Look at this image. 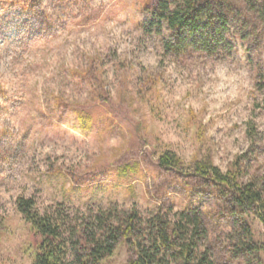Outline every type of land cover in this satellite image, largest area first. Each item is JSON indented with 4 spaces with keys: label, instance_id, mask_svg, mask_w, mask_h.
<instances>
[{
    "label": "rangeland",
    "instance_id": "1",
    "mask_svg": "<svg viewBox=\"0 0 264 264\" xmlns=\"http://www.w3.org/2000/svg\"><path fill=\"white\" fill-rule=\"evenodd\" d=\"M150 0H0V264H30L32 232L17 196L43 211L117 204L146 215L193 204L216 264H264V224L246 222L259 251L234 257L229 220L207 189L157 165L239 162L264 175V30H231L220 57L166 53L146 32ZM234 29V28H233ZM253 126L254 136L248 133ZM120 242L101 264H125Z\"/></svg>",
    "mask_w": 264,
    "mask_h": 264
},
{
    "label": "trees",
    "instance_id": "2",
    "mask_svg": "<svg viewBox=\"0 0 264 264\" xmlns=\"http://www.w3.org/2000/svg\"><path fill=\"white\" fill-rule=\"evenodd\" d=\"M145 10L150 15L146 32L165 27L169 36L163 48L174 55L220 57L232 47L231 30L243 39L264 30V0H150ZM248 130L253 137L251 124ZM157 165L199 182L221 204L218 214L229 220L234 257L257 254L246 217L253 214L264 224V175L250 174L236 161L225 170L209 159H192L185 166L170 151L157 157ZM15 206L32 232L30 264H101L120 242L129 253L125 264H216L207 244L204 214L209 212L193 204L177 211L159 206L146 215L117 204L80 210L60 203L41 211L25 196H17Z\"/></svg>",
    "mask_w": 264,
    "mask_h": 264
}]
</instances>
